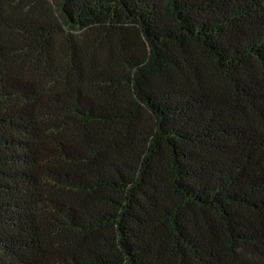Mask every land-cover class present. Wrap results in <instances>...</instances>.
<instances>
[{
	"label": "trees",
	"instance_id": "1",
	"mask_svg": "<svg viewBox=\"0 0 264 264\" xmlns=\"http://www.w3.org/2000/svg\"><path fill=\"white\" fill-rule=\"evenodd\" d=\"M0 264H264V0H0Z\"/></svg>",
	"mask_w": 264,
	"mask_h": 264
}]
</instances>
